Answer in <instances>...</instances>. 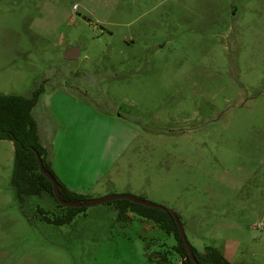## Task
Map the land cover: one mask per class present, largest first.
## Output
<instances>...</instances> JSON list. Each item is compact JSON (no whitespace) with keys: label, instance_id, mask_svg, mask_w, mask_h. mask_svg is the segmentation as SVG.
<instances>
[{"label":"rangeland","instance_id":"rangeland-1","mask_svg":"<svg viewBox=\"0 0 264 264\" xmlns=\"http://www.w3.org/2000/svg\"><path fill=\"white\" fill-rule=\"evenodd\" d=\"M70 46L80 57L63 56ZM38 89V128L52 119L56 147L90 162L78 176L111 187L87 200L130 195L165 207L199 253L264 264V0H0V94ZM55 93L130 127L98 125ZM78 117L89 122L84 136ZM13 170V143L1 140L0 264H159L155 253L182 264L172 235L137 215L120 220L116 202L63 226L29 222ZM34 199L32 209L57 206Z\"/></svg>","mask_w":264,"mask_h":264},{"label":"trees","instance_id":"trees-1","mask_svg":"<svg viewBox=\"0 0 264 264\" xmlns=\"http://www.w3.org/2000/svg\"><path fill=\"white\" fill-rule=\"evenodd\" d=\"M42 90L34 91L31 97L0 94V141H11L14 146V170L11 185L15 198L23 214L31 223L42 220L54 226L69 224L86 208H69L58 203L53 193L52 183L40 172L37 156L42 158L44 167L56 179L60 185L62 199L71 202H84L87 198L68 190L53 172L46 156L47 149L44 147L39 132L38 124L34 118L33 110L38 105ZM45 195L53 198L57 206L46 210L36 204L34 198L42 199ZM118 208V218L128 221L132 215H137L154 226L158 227L167 235H172L177 242L175 252L182 258L183 264H231L216 249L207 248L204 254L192 248L194 259L189 257V252L180 238L178 228L171 210H159L145 207L126 200L115 201ZM67 211L62 212L61 209ZM61 212V214H58ZM52 213V214H51ZM56 213V214H55ZM159 264H170L165 255L155 253L149 255ZM186 258H188L186 260Z\"/></svg>","mask_w":264,"mask_h":264},{"label":"crops","instance_id":"crops-1","mask_svg":"<svg viewBox=\"0 0 264 264\" xmlns=\"http://www.w3.org/2000/svg\"><path fill=\"white\" fill-rule=\"evenodd\" d=\"M55 94H60L61 97L65 98V100H67V102L72 107L71 108L72 111H74L75 108H79V109H81L79 114H85L86 115L88 113L91 116H93L95 123H97L98 125L101 123L102 119H107V120L109 119L113 123L117 124L120 127L125 128V129H129V127H130V124L127 121L123 120L120 116L109 115V117H105V116L93 115L92 110L88 107L89 105L86 106L87 104L83 100H79L78 97L73 96L71 93H55ZM78 120L83 121L84 125L80 129V134H83V136H84L86 133L85 127L87 124H89V122L87 121L86 117H78V118H75L74 124H76ZM91 122H92V120H91ZM37 123H38V119H37ZM50 126L56 127V125L52 119H51V125ZM93 126H97V125L93 124ZM53 127H52V129L50 128V130H49V128L43 129L39 126V130H40V135L42 137L41 138L42 143L48 151L46 159H47L48 163L50 164L54 173L57 175L59 180L63 183V185L68 190L75 192L77 194L86 195V196H89L88 193H90V194L92 193L90 191L102 190L103 192L101 191L99 193V197H102V195H104L103 193H107L104 191H109V189L111 187H109V188L108 187L107 188L100 187L101 179L103 178L102 175L98 176V174H95L94 177L96 178V181L92 184H88L87 182H84V180L81 178V176H78V173L80 171H82L86 167V165L90 162L86 161L83 158L87 163L85 165V167L77 165V164L72 162L73 155H71L70 152L65 150L67 147L64 146V144L62 146L58 145L56 147L55 139H54V135H56L55 134L56 128H53ZM67 135H68L67 133L64 134V136H63L64 140L66 139ZM123 137H124V140L128 139V136H126V135H123L122 138ZM98 158H99V156H98ZM118 158H119L118 154L111 153V160L109 162V163H111L110 168L114 164H116V166H117V163H118L117 159ZM97 166H99V159H98ZM91 168H93V166H91ZM110 168L108 169V171H110ZM109 173L107 174V176H109ZM98 187H99V189H98ZM112 188H115V186L112 185Z\"/></svg>","mask_w":264,"mask_h":264},{"label":"water","instance_id":"water-1","mask_svg":"<svg viewBox=\"0 0 264 264\" xmlns=\"http://www.w3.org/2000/svg\"><path fill=\"white\" fill-rule=\"evenodd\" d=\"M63 56L67 59L78 58V57H80V49L78 47H72V46L67 47ZM36 156H37V162H38L40 172L52 183L53 193H54L55 199L58 201V203L60 205H62L64 207L89 208V207H95V206L102 205V204L109 203V202L126 200V201H130L132 203H136V204H139V205H142L145 207H149V208H153V209H159V210H166L165 207L152 204L150 202L144 201L142 199H139L137 197L130 196V195L107 196V197H103L100 199L87 200L84 202L65 201L62 199L59 183L51 175V173L45 169L42 158L39 156L38 153L36 154ZM171 213H172L174 220L176 222L180 238L183 240V242H184V244H185V246L189 252V257L191 259H194L192 248H191L190 244L188 243V240H187L186 235H185L184 227H183L181 221L179 220L178 216L173 211H171ZM187 259L188 258H186V260ZM182 264H183V260H182Z\"/></svg>","mask_w":264,"mask_h":264}]
</instances>
